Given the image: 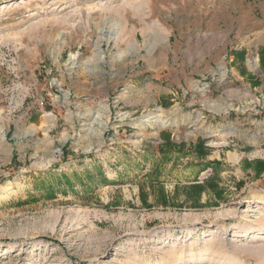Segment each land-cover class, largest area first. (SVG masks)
<instances>
[{
    "label": "rangeland",
    "instance_id": "374dc122",
    "mask_svg": "<svg viewBox=\"0 0 264 264\" xmlns=\"http://www.w3.org/2000/svg\"><path fill=\"white\" fill-rule=\"evenodd\" d=\"M262 50L264 0H0V264H264Z\"/></svg>",
    "mask_w": 264,
    "mask_h": 264
},
{
    "label": "trees",
    "instance_id": "16d2710c",
    "mask_svg": "<svg viewBox=\"0 0 264 264\" xmlns=\"http://www.w3.org/2000/svg\"><path fill=\"white\" fill-rule=\"evenodd\" d=\"M260 55H262V56H260L261 57V63L264 64V50H262L260 52ZM169 137L170 136H169V134L167 132H162L161 133V139L163 140V142L161 144H159L158 147H159V152H160L159 155L160 156L162 155L164 158H167V157H169L171 155H174V154L177 155V153L180 154V153H182V151L185 150L184 149V147H185L184 145H182V144L178 145V144L170 142L169 141ZM152 146H153V144L151 142H145L143 144V149H144V151H151ZM201 148H202V146L198 147L197 155L199 157L203 158V157H205V155H204L205 153L203 152V150ZM215 164H216V166H214L215 167L213 169L214 171H216L217 170V166H219L218 163H215ZM213 165H214V163H213ZM155 171L156 172L160 171V168H159L158 165H157ZM66 184L68 185L69 188L73 189V183L70 182L68 179L66 181ZM44 187H46V186H44ZM194 187L200 189L199 186H194ZM45 191L47 192V195H54L53 194L54 186L50 185L49 188H47Z\"/></svg>",
    "mask_w": 264,
    "mask_h": 264
},
{
    "label": "bare ground",
    "instance_id": "6f19581e",
    "mask_svg": "<svg viewBox=\"0 0 264 264\" xmlns=\"http://www.w3.org/2000/svg\"><path fill=\"white\" fill-rule=\"evenodd\" d=\"M210 108H211V110H212L213 112H215V113H220V112H222V111L225 110L224 107H220V106H218V105H216V104H214V103H212V104L210 105ZM161 124H162V125H165V124H167V123H165V121H163ZM1 132H2V127H0V133H1ZM247 232H248V233H252L253 231H252V230H248Z\"/></svg>",
    "mask_w": 264,
    "mask_h": 264
},
{
    "label": "crops",
    "instance_id": "0c3cea01",
    "mask_svg": "<svg viewBox=\"0 0 264 264\" xmlns=\"http://www.w3.org/2000/svg\"><path fill=\"white\" fill-rule=\"evenodd\" d=\"M238 55L240 56L241 54H240V53H238Z\"/></svg>",
    "mask_w": 264,
    "mask_h": 264
}]
</instances>
